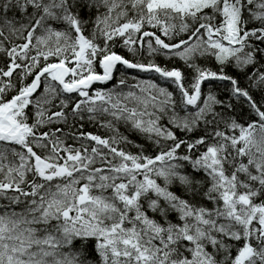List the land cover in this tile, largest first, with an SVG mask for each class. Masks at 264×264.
Masks as SVG:
<instances>
[{
    "label": "snow or ice",
    "instance_id": "1",
    "mask_svg": "<svg viewBox=\"0 0 264 264\" xmlns=\"http://www.w3.org/2000/svg\"><path fill=\"white\" fill-rule=\"evenodd\" d=\"M0 264H264V0H0Z\"/></svg>",
    "mask_w": 264,
    "mask_h": 264
}]
</instances>
